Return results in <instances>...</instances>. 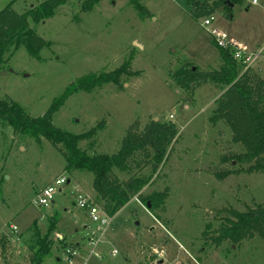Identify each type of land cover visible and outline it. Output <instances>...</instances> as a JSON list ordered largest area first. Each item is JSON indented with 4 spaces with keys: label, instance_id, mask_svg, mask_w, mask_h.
I'll return each instance as SVG.
<instances>
[{
    "label": "rangeland",
    "instance_id": "rangeland-1",
    "mask_svg": "<svg viewBox=\"0 0 264 264\" xmlns=\"http://www.w3.org/2000/svg\"><path fill=\"white\" fill-rule=\"evenodd\" d=\"M42 1L0 0V11L11 4L23 13ZM85 1L67 0L52 17L29 19L48 45L37 57L23 46L9 49L0 70V97L40 117L71 84L125 63L140 73L122 75L119 84L106 82L72 93L53 115V123L75 134L95 127L92 141L79 143L90 154L117 153L135 121L140 130L151 119L171 121L179 131L156 172L149 166L139 174L149 177L141 189L144 195L170 188L165 210L151 213L137 196L131 198L101 238L96 250L102 258L94 255L90 264H155L163 251L168 264H264V237L220 246L208 238L224 223L222 208L246 210L264 204V171H244L224 180L215 177V170L238 166L235 161L221 163V156L242 150L232 142L227 125L210 120L221 89L205 82L186 91L171 76L187 63L206 71L221 67L219 46L202 25L211 14L216 26L264 54V0H240L229 15L217 8L199 19L191 14L195 0H101L84 10ZM66 162L47 139L16 133L0 119V264H32L42 247L39 238L48 232L56 213L60 219L51 236L52 250L42 264H55L65 245L85 236L88 217L72 193L77 185L91 191L93 174L67 171ZM117 174L121 180L129 178L126 172ZM62 175L69 181L55 201L37 204L40 189ZM115 248L120 252L112 255Z\"/></svg>",
    "mask_w": 264,
    "mask_h": 264
},
{
    "label": "trees",
    "instance_id": "trees-1",
    "mask_svg": "<svg viewBox=\"0 0 264 264\" xmlns=\"http://www.w3.org/2000/svg\"><path fill=\"white\" fill-rule=\"evenodd\" d=\"M66 1L44 0L23 13H17L12 5L8 4L0 11V70L6 63L7 52L12 46L14 48L23 46L32 57L39 55L40 50L47 46L48 42L30 27L29 19L39 22L52 17L57 6ZM100 1L87 0L83 3V9H92ZM239 2L240 0H216L210 4L209 0H195L196 7L191 14L199 19L221 8L229 15L230 9ZM137 7L143 8L140 5ZM217 48L222 60L219 69L206 71L187 63L171 76L175 83L186 91L205 82L214 83L222 90L221 95L215 100L210 120L213 123L222 121L227 125L232 142L242 149L221 156V163L230 164L235 161L238 165L236 168L214 171L213 174L218 180H224L231 174L244 171H264V76L253 69L243 71L228 49ZM139 73L140 71L130 70L129 65L124 63L110 73L90 76L76 85L71 84L47 112L36 118L31 117L18 102L0 97V119L10 124L16 133L27 134L37 139L43 137L53 143L67 161L65 170L91 172L93 189L96 192L94 199L110 215L114 216L134 196H137L145 206L149 203L151 213L158 208L164 211L165 199L170 188L166 187L163 191L144 195L141 189L149 177L139 174L149 166L152 172H156L158 165L164 161L170 145L179 132L175 123L151 119L140 130L139 122L135 121L128 128L120 150L110 155L90 154L88 150L79 146L82 140L92 141L93 136L97 134L95 127L87 132L75 134L57 127L52 120L53 115L61 109L72 93L102 86L106 82L119 84L122 75L133 76ZM246 164L247 167H244ZM117 171L126 172L129 178L121 180ZM221 212L225 213L223 225L208 237L214 245L220 246L225 241L238 245L244 239H252L256 235L264 237V204L248 206L246 210L224 207ZM59 219L58 213L51 217L48 232L39 238L42 247L36 250L32 264H42L45 256L52 250L51 236ZM35 230L39 236L41 231L37 226Z\"/></svg>",
    "mask_w": 264,
    "mask_h": 264
},
{
    "label": "built area",
    "instance_id": "built-area-1",
    "mask_svg": "<svg viewBox=\"0 0 264 264\" xmlns=\"http://www.w3.org/2000/svg\"><path fill=\"white\" fill-rule=\"evenodd\" d=\"M251 1L252 4L259 3L258 0ZM215 21L216 18L212 14L206 16L202 21V25L211 33L215 43L219 47L228 49L232 53L234 60L241 65L243 71L253 69L264 76V54L262 50H250L246 43L236 39L229 35L227 31L216 26L214 24ZM68 181V177L62 175L55 181L48 183L37 193L36 203L40 206H47L51 204V202L53 203L56 193L61 191ZM81 189L82 188L77 185L75 191H73V196L77 198L76 204L79 209L85 212L88 217V221L84 226L86 232L85 236L80 242L65 245L60 255L57 256L55 264H90L94 255L102 258L96 249L101 242L103 234H105L108 227L112 225L114 216L106 212V210L95 201L93 196L87 194L83 190L81 191ZM12 227L16 229L14 225ZM59 237L60 239L64 238L63 236ZM119 252L120 251L115 248L112 250V255H116ZM158 255L159 258L155 261V264H168L164 251L160 252ZM195 261L198 262L196 259Z\"/></svg>",
    "mask_w": 264,
    "mask_h": 264
},
{
    "label": "crops",
    "instance_id": "crops-1",
    "mask_svg": "<svg viewBox=\"0 0 264 264\" xmlns=\"http://www.w3.org/2000/svg\"><path fill=\"white\" fill-rule=\"evenodd\" d=\"M227 32H228V31H227ZM228 33H229V32H228ZM229 35H231V34L229 33ZM231 36H235V35H231ZM235 38H237V36H235ZM237 39H238V38H237ZM246 44L248 45V43H246ZM248 47L250 48V50H253V49H251V46L248 45ZM253 51H255V50H253ZM256 51H257V50H256ZM262 52H263V50H262ZM221 92H222V90H221ZM185 107H187V106H185ZM78 179H79V178H78ZM46 185H47V184H46ZM46 185H45V186H46ZM43 187H44V186H43ZM43 187H42V188H43ZM86 193L89 194V195H91V196H95V195H96V192L94 191L93 187L91 188V191H87ZM94 194H95V195H94ZM72 197H73V193H72ZM81 213H82V214H86V213L83 212V211H81ZM85 224H86V223H85ZM85 224H84V226H85ZM82 239H83V237L81 238V240H82ZM76 242H80V240L75 241V243H76Z\"/></svg>",
    "mask_w": 264,
    "mask_h": 264
},
{
    "label": "water",
    "instance_id": "water-1",
    "mask_svg": "<svg viewBox=\"0 0 264 264\" xmlns=\"http://www.w3.org/2000/svg\"><path fill=\"white\" fill-rule=\"evenodd\" d=\"M135 45L141 47V45L139 43H137V42H135ZM149 207H150V204L148 203L147 206H146V208L149 209Z\"/></svg>",
    "mask_w": 264,
    "mask_h": 264
}]
</instances>
